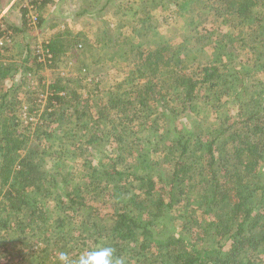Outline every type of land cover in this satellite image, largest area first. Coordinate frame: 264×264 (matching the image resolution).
<instances>
[{
    "label": "trees",
    "instance_id": "16d2710c",
    "mask_svg": "<svg viewBox=\"0 0 264 264\" xmlns=\"http://www.w3.org/2000/svg\"><path fill=\"white\" fill-rule=\"evenodd\" d=\"M142 1L82 0L78 8L79 16L110 9L122 27H133L123 78H92L85 60L74 81L48 84L42 76L39 93H50L39 97L38 115L29 107L26 124L12 111L24 82H11L0 97V216L24 223L0 242L1 264H60V252L75 258L98 244L112 246L127 264H264V86L263 96L255 86L256 73L264 72V0H190L181 35L186 56L162 34L155 14L171 0ZM49 2L32 1L37 27ZM21 10V22L0 29L11 38L4 49L31 29ZM103 35L106 45L118 46ZM78 43L58 31L43 43L51 58L34 46L33 63L23 68H52L62 53L81 50ZM18 69L0 62V79ZM48 150L83 152L84 173L67 174L62 164L56 181L42 159ZM195 163L199 214L188 232L180 207L194 200ZM51 186L59 189L52 209L41 198L52 196Z\"/></svg>",
    "mask_w": 264,
    "mask_h": 264
},
{
    "label": "rangeland",
    "instance_id": "374dc122",
    "mask_svg": "<svg viewBox=\"0 0 264 264\" xmlns=\"http://www.w3.org/2000/svg\"><path fill=\"white\" fill-rule=\"evenodd\" d=\"M75 1H77V0H64V1H62L61 6L63 7V10L68 9V11H70L66 14V16H64L62 14V12H60V11H59L60 16H59V14H56L55 16L54 15L49 16L48 18H46V20L39 27L31 28V29H27V30L24 29L23 31L20 32V34L16 35V37L14 38L15 44L13 47H9L7 49L3 48L0 50V62L7 63V65L13 64L14 67L15 66L20 67V69H18V72L16 75L14 74V76L10 77V73H14V71H15V69H14L12 72L7 74L4 77V79H0V97L2 96V94H4L10 88L11 82H18V83L20 81L24 82L25 86L18 93L19 97H20V98H18V100L22 101L19 105V110H18L17 105H14V108L12 107V111L16 112V114L15 113L14 114L16 116L20 117L21 121L24 124H26V122H27L26 116L30 113V112H28V111H30L29 107H34V112L37 111L36 115H38L44 107V104L40 105V103H39V97H41V94H42V92L39 93L42 90V88H41L42 85L40 84V80H39L40 77H42V76L45 77L42 82L47 81L48 84H50L52 82V80H54L57 77H62V79H65V80L69 79L71 81H74V77L75 78L83 77L82 75L78 74V70H77L78 65L75 64L76 62L73 59H68V57L63 56V54L60 56V58H57L56 63L54 65V67H52V68H50V67H44L43 69L36 68V70L33 73L26 71L25 68H23V66L32 64L33 60H34V56H33L32 52H31V55H29V57L28 56L27 57L20 56V53L24 50H25V54H26V47H28V49H31V48L33 49L34 46L42 44V43L46 42V40L49 41V38L52 35H55V33L57 34L58 31H61V32H64L65 30L70 31V34L73 35L75 33L77 27H80V26L81 27L84 26V28H87L88 26L96 27L95 24L93 25V23L95 21V22H97V25H99V26L101 25V23H103V26L107 31V32H105V35L107 34V36L112 37V42L113 41L119 42V44L117 43L118 46H115V47H113V46L110 47V45H106V47H105V45H104L103 50H101V53L102 52L104 53L103 56L108 61L105 64L106 69L104 70V72L102 74H107L110 81H116L117 79L123 78L124 73L127 70H129V63L127 62L128 60L126 62H124V60L126 59V56H125V54L123 55V53L130 50L129 47H127V42L131 41V36H130L131 34L127 33V31H130V29H133V27H131L130 25L128 27H125V28L122 27L119 24L123 23V21H119L116 18V20H114V25L112 26L113 28L110 29V27L108 26V24L110 23L109 22L110 17L112 16V14H111L112 12L110 9L108 10V12L98 14L99 18L98 17L97 18L90 17L87 15H81V17H80L78 15V13H79L78 8L81 4H80L79 0L77 3H75ZM136 1H137V5H143L142 0H136ZM171 3H172L171 6H169L166 9H163L164 10L163 13H161V11H157L155 14L157 16V19L161 18V21L159 24H160V30H161L162 34L167 36V38L169 39V42H171L175 46V48L178 47V49H180L182 54L184 56H186L187 54L190 53V49L188 50V47L184 43L183 37L181 35L184 31L183 30L184 26H186V21H190V18H191L190 17L191 13L189 12L190 11V0H171ZM20 4H21L20 0H12L11 1L10 9L5 14V19L3 17L0 20L1 28H3V27L8 28L12 23H16V21L21 22ZM47 5H46L47 8L44 11V15H45V12H46V16L48 13H55L54 11L56 10V3L50 2V3H47ZM180 6H181V8H180ZM57 10H58V8H57ZM177 11H178V13L176 14ZM0 17H2V14ZM100 17H102V19H100ZM61 18H64L65 21H67V23H64L63 22L64 19L61 20ZM59 19L61 21H58ZM212 19H213V16L212 17L210 16L209 21L207 22L208 28H211V29L216 27V25L211 24ZM224 29L221 28L220 30H223L225 32L227 30V27L225 30ZM124 38L126 40H124ZM79 45L82 46V44H80V43H79ZM258 49L260 50V49H262V47L258 46ZM116 50H118V52H116ZM24 59H28V60H24ZM94 69H96V68H92V70H94ZM93 72L94 73H91L92 78H94L99 73V72H97V70H94ZM30 73H31V75H30ZM255 77H256L255 79L257 80V83L255 85L256 91L258 93H261V96H263L262 86H264V72L256 73ZM87 81L90 83H93L94 80L88 79ZM107 82H108V80H107ZM45 92L47 93V95L50 93V91H49V93L47 91H45ZM10 95L14 96V93L10 94ZM47 95H45L46 98H47ZM43 99H45V98H43ZM215 99L216 98L212 99V103L215 102ZM207 110L201 111L200 113L202 115H204L205 114L204 112H206ZM34 112H31L32 113L31 114L32 119L36 118ZM10 115H12V114H10ZM202 115H201V117H202ZM198 117H200V114ZM35 125H36L35 123L32 124L31 128H33ZM51 125H53V123H51ZM76 143H78V142H76ZM77 145H79V144H77ZM48 151H49V153H46V155H44L42 157V159H44L45 165L47 167V171L49 172V174L53 175L52 177H55L56 181H60L61 177L55 176L54 172L57 169V167H59L62 164L68 166L66 168L67 174H69L71 172L73 173L74 169H77V171L81 170V175L84 173L83 172L84 171L83 164L85 162V156H84L83 152L81 153L78 150H75V151L74 150L73 151L68 150L67 153L64 151H56V150L55 151L48 150ZM71 154L73 156L76 155L77 156L76 159H71ZM193 167H194L193 171L190 172L193 176L192 182H191L193 187H192V189L190 187V190H191V191L189 190L190 192H192L194 190V185H195L194 177L197 174V172L201 169V164L195 163V164H193ZM87 169H89V168H86V171H87ZM52 177H51V179H52ZM187 181H188V179H187ZM51 187L53 189L52 190V192H53L52 196L48 197V198H46L45 196L41 197L46 202V204H47L46 206H48L50 209H52L53 206L55 205L54 204L55 203L54 198L58 197V196H55V190L56 189L53 188V186H51ZM58 190L59 189H57L56 191H58ZM60 192H61V190H60ZM192 195H194V200H190V201L186 200L185 202L182 203L183 206L180 207V211L182 212V214H185V217H186L185 221H187L189 223V225L187 226L188 232L192 228H193L192 230L194 231L195 223H197V221H198V214H199V210H197V207H199V204L197 203L198 197H196V194L194 192H192ZM49 198H52L53 200L49 199ZM62 205L63 204H61L59 206H62ZM13 215L14 214H10L11 217H9V218L6 217L5 214H1V216H0L5 220V222L7 224L5 227L0 225V242L5 243V242H7L8 237L9 238L16 237L21 232L20 227L24 223L21 221V218L12 217ZM1 250H2V248H0V251ZM1 262L2 261H1V254H0V264H1Z\"/></svg>",
    "mask_w": 264,
    "mask_h": 264
},
{
    "label": "crops",
    "instance_id": "0c3cea01",
    "mask_svg": "<svg viewBox=\"0 0 264 264\" xmlns=\"http://www.w3.org/2000/svg\"><path fill=\"white\" fill-rule=\"evenodd\" d=\"M11 1L12 0H0V16L2 14V17H0V20L3 17L5 19V14L10 9ZM62 1H64V0H51V3H56V10H57V8H58V10L57 11L55 10L54 11L55 13H48L46 18H48L49 16H53V15L55 16L56 14H59V16H60V12H62V14L64 16H66V14L68 12H70V11H68V9H64L63 10V7L61 6L62 5ZM77 2H78V0L75 1V3H77ZM79 2L81 4L82 0H79ZM45 15H46V12H45ZM87 16L95 17V18L99 17L98 14H94V15L88 14ZM62 19H64V18H61V20ZM100 19H102V17H100ZM61 20L59 19L58 21H61ZM114 20H116V17H114L113 14H112V16L110 17V20H109L110 23L108 24L110 29L113 28L112 26L114 25ZM63 22L67 23V21H65V19L63 20ZM16 23H18V21H16ZM94 24L96 25V27H93V26H91V27L88 26L87 28H84V26L83 27H81V26L77 27L75 33L73 34V36L76 37L79 40V43L83 45V48L81 50H78L76 48V50H74V51H71V52L68 51V53H62V54H63V56L68 57V59H73L76 62L75 63L76 65H78V63L81 64L82 63L81 61L85 60V61H87V62H89L90 64L93 65V66H91V69H90L89 73H94L93 71L97 70V72L102 74L104 72V70L106 69V67L103 66V65L108 62L105 59V57L101 56V54H104L103 52L101 53V50H103L104 45L106 47V44H105V42L103 40V37H104L103 34H105L106 29L104 28L103 23H101V25L99 26V25H97V22L94 21L93 25ZM52 36H54V35H52ZM21 53H20V56H23V57L24 56L25 57L29 56L30 53H29L28 47H26V54H25V50L22 51ZM98 55H100V56H98ZM96 56L98 58L102 57V60L104 59L102 64L94 63V61L97 59V58H95ZM101 66H103V67H101ZM92 68H96V69L92 70ZM91 76H92V74H91ZM91 76H89L87 78L91 79ZM44 83H48V82L44 81Z\"/></svg>",
    "mask_w": 264,
    "mask_h": 264
},
{
    "label": "clouds",
    "instance_id": "9594fccd",
    "mask_svg": "<svg viewBox=\"0 0 264 264\" xmlns=\"http://www.w3.org/2000/svg\"><path fill=\"white\" fill-rule=\"evenodd\" d=\"M58 260L60 264H127L126 259L117 257L115 249L107 244L86 248L75 258L66 252H60Z\"/></svg>",
    "mask_w": 264,
    "mask_h": 264
},
{
    "label": "built area",
    "instance_id": "2783aa9c",
    "mask_svg": "<svg viewBox=\"0 0 264 264\" xmlns=\"http://www.w3.org/2000/svg\"><path fill=\"white\" fill-rule=\"evenodd\" d=\"M21 4H20V10L22 8H26L27 9V19H28V23H29V27L30 28H37L38 26V21H39V14L37 12V9L35 8V5L32 3L33 0H20ZM23 13L21 10V17H22ZM4 28V27H3ZM0 26V29H3ZM9 43H11V38L8 35H3L0 36V47L4 48L3 46L8 45ZM36 50L38 53H40L42 58L45 57H50L52 56V53L50 52L49 48H45L44 44H39L36 45ZM40 58V57H39ZM42 98H46L45 94H41ZM42 100V99H41Z\"/></svg>",
    "mask_w": 264,
    "mask_h": 264
}]
</instances>
